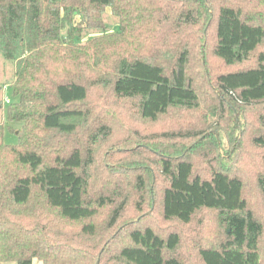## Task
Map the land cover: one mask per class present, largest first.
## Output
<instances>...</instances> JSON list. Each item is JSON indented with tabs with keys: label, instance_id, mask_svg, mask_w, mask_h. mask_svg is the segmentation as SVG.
Returning a JSON list of instances; mask_svg holds the SVG:
<instances>
[{
	"label": "trees",
	"instance_id": "16d2710c",
	"mask_svg": "<svg viewBox=\"0 0 264 264\" xmlns=\"http://www.w3.org/2000/svg\"><path fill=\"white\" fill-rule=\"evenodd\" d=\"M104 7L119 24L101 57L92 44L102 39L77 43L82 31L103 27ZM211 24L212 56L226 66L254 57L252 65L217 74L210 81L215 96L236 107L264 102V0H0V54L13 64L5 115L18 139L3 141L0 120V263L99 264L115 243L113 264H183L176 231L162 237L136 220L116 227L136 186L131 172L108 170V159L96 162L98 143L111 136L114 120L94 115L88 98L104 89L115 103L104 100L97 109L122 111L128 104L150 121L171 109L195 110L192 50L207 42ZM255 130L253 144L264 148V112ZM188 134L162 133L166 141ZM164 140L151 144L153 164L167 181L163 219L186 224L200 210H215L226 237L198 247L202 263L264 264V223L248 207L242 179L219 168L200 174ZM257 186L264 201V176ZM105 188L114 191L105 195ZM107 208L101 226L97 218ZM87 242L97 254L75 259L73 248Z\"/></svg>",
	"mask_w": 264,
	"mask_h": 264
},
{
	"label": "rangeland",
	"instance_id": "374dc122",
	"mask_svg": "<svg viewBox=\"0 0 264 264\" xmlns=\"http://www.w3.org/2000/svg\"><path fill=\"white\" fill-rule=\"evenodd\" d=\"M102 21L101 29L82 31L77 43L87 45L97 38L102 39L99 45L92 44L97 49L99 47V52L96 53L98 56H101V49L106 48L109 42L106 39L116 34L119 24L118 17L109 7L103 8ZM206 29L207 42L196 45L192 50L194 60L191 65V75L199 93V106L195 110L171 109L157 121H150L138 117L135 109L128 104L122 111L113 107L106 110L97 109L98 105L104 107V100L110 105L115 103V100L110 101L113 98L104 89L96 91L88 98V102L94 107V115L97 113L107 121L114 120L111 125V136L98 143L96 162H100L103 158L102 165H104L108 159L111 163L106 166L108 170L112 171L110 167H117L123 170L121 171L123 175L127 174L126 171L131 172V185L136 186L133 195L126 202L127 211L124 214L126 219L120 220L116 227L119 225L127 227L128 222L132 225L131 221L136 220L140 226L151 225L162 237H166L171 231H176L180 236L176 255L183 264H203L197 254L198 247L218 244L225 239L227 227L215 210H200L192 221L186 224L177 220L163 219L160 202L167 181L160 169L153 164L158 159L157 152L155 153L151 146L154 141L165 139L162 133L178 131L183 134L189 133L187 137H174L173 140H164V143L168 149L171 147L170 142L175 143L192 161L194 170L200 174L206 175L211 169L219 168L239 176L244 183L243 195L248 207L264 223V201L257 186L258 177L264 176V148L255 146L252 141L255 129L258 127V114L264 112V102L236 107L226 99H218L210 84V81L221 71L252 65L254 57L241 65H224L211 55L213 25ZM113 36L112 39H116ZM262 48H264V42L260 49ZM12 72L13 64L4 60L0 54V98L4 105L2 109L0 108V120L5 125L3 141L9 145L18 142L16 133L10 129V126L15 129L17 126L7 121L5 115L7 105L5 101L12 100L10 89ZM95 169L92 168L94 174ZM91 190L94 188L92 187ZM113 191V188L104 190L105 195H110ZM92 194L97 193L93 191ZM137 209L140 212H136ZM108 215H110V208L97 218L98 224L103 226ZM82 244H79V247L75 246L71 255L75 259L88 261L90 254L96 255L98 250L91 247V242ZM116 246L117 244L112 243L106 249L104 260L108 261L107 264H113L115 253L112 249ZM262 255L264 257V243ZM104 260H101L99 264H105ZM32 264H42V262L33 259Z\"/></svg>",
	"mask_w": 264,
	"mask_h": 264
},
{
	"label": "built area",
	"instance_id": "2783aa9c",
	"mask_svg": "<svg viewBox=\"0 0 264 264\" xmlns=\"http://www.w3.org/2000/svg\"><path fill=\"white\" fill-rule=\"evenodd\" d=\"M5 102H6V103H8L9 101H8V100H6Z\"/></svg>",
	"mask_w": 264,
	"mask_h": 264
},
{
	"label": "water",
	"instance_id": "95a60500",
	"mask_svg": "<svg viewBox=\"0 0 264 264\" xmlns=\"http://www.w3.org/2000/svg\"><path fill=\"white\" fill-rule=\"evenodd\" d=\"M44 1H46V0H44Z\"/></svg>",
	"mask_w": 264,
	"mask_h": 264
}]
</instances>
